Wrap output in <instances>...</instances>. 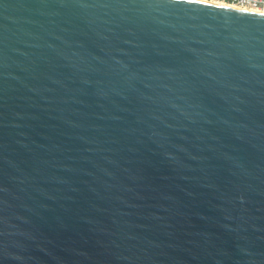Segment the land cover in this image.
<instances>
[{
  "label": "water",
  "instance_id": "water-1",
  "mask_svg": "<svg viewBox=\"0 0 264 264\" xmlns=\"http://www.w3.org/2000/svg\"><path fill=\"white\" fill-rule=\"evenodd\" d=\"M0 264H264V12L0 0Z\"/></svg>",
  "mask_w": 264,
  "mask_h": 264
},
{
  "label": "bare ground",
  "instance_id": "bare-ground-1",
  "mask_svg": "<svg viewBox=\"0 0 264 264\" xmlns=\"http://www.w3.org/2000/svg\"><path fill=\"white\" fill-rule=\"evenodd\" d=\"M210 1H215V2H219V3H223V4L235 6V7H241V8H246V9H251V10L264 12V7H260V6L241 5V4L229 1V0H210Z\"/></svg>",
  "mask_w": 264,
  "mask_h": 264
},
{
  "label": "built area",
  "instance_id": "built-area-1",
  "mask_svg": "<svg viewBox=\"0 0 264 264\" xmlns=\"http://www.w3.org/2000/svg\"><path fill=\"white\" fill-rule=\"evenodd\" d=\"M241 5L264 7V0H229Z\"/></svg>",
  "mask_w": 264,
  "mask_h": 264
},
{
  "label": "rangeland",
  "instance_id": "rangeland-1",
  "mask_svg": "<svg viewBox=\"0 0 264 264\" xmlns=\"http://www.w3.org/2000/svg\"><path fill=\"white\" fill-rule=\"evenodd\" d=\"M210 1V0H209Z\"/></svg>",
  "mask_w": 264,
  "mask_h": 264
}]
</instances>
